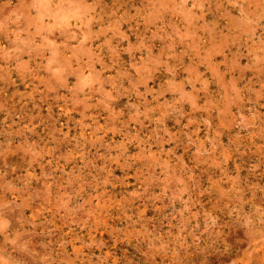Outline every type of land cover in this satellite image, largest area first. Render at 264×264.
<instances>
[{"label":"rangeland","instance_id":"rangeland-1","mask_svg":"<svg viewBox=\"0 0 264 264\" xmlns=\"http://www.w3.org/2000/svg\"><path fill=\"white\" fill-rule=\"evenodd\" d=\"M0 0V264H264V0Z\"/></svg>","mask_w":264,"mask_h":264},{"label":"bare ground","instance_id":"bare-ground-1","mask_svg":"<svg viewBox=\"0 0 264 264\" xmlns=\"http://www.w3.org/2000/svg\"><path fill=\"white\" fill-rule=\"evenodd\" d=\"M152 1H153V0H152ZM152 1H151V2H152ZM155 1H156V0H155Z\"/></svg>","mask_w":264,"mask_h":264}]
</instances>
